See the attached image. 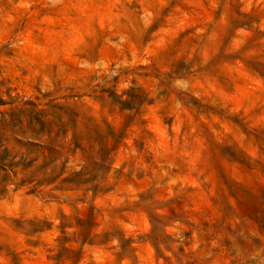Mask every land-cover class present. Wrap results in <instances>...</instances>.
I'll return each instance as SVG.
<instances>
[{
  "label": "rangeland",
  "instance_id": "obj_1",
  "mask_svg": "<svg viewBox=\"0 0 264 264\" xmlns=\"http://www.w3.org/2000/svg\"><path fill=\"white\" fill-rule=\"evenodd\" d=\"M0 264H264V0H0Z\"/></svg>",
  "mask_w": 264,
  "mask_h": 264
}]
</instances>
